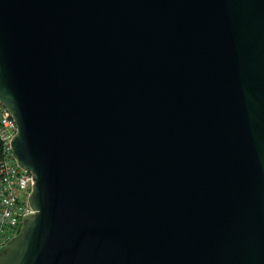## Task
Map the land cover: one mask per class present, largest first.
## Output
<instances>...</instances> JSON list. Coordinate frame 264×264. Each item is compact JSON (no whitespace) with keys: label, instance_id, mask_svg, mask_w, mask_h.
Returning a JSON list of instances; mask_svg holds the SVG:
<instances>
[{"label":"water","instance_id":"95a60500","mask_svg":"<svg viewBox=\"0 0 264 264\" xmlns=\"http://www.w3.org/2000/svg\"><path fill=\"white\" fill-rule=\"evenodd\" d=\"M0 105V264H264V0H0Z\"/></svg>","mask_w":264,"mask_h":264},{"label":"built area","instance_id":"2783aa9c","mask_svg":"<svg viewBox=\"0 0 264 264\" xmlns=\"http://www.w3.org/2000/svg\"><path fill=\"white\" fill-rule=\"evenodd\" d=\"M17 128L8 111L0 105V139L3 159L0 162V250L16 237L23 220L34 212L28 202L32 189V175L21 169L12 157L11 140Z\"/></svg>","mask_w":264,"mask_h":264},{"label":"trees","instance_id":"16d2710c","mask_svg":"<svg viewBox=\"0 0 264 264\" xmlns=\"http://www.w3.org/2000/svg\"><path fill=\"white\" fill-rule=\"evenodd\" d=\"M3 159V144H2V141L0 139V162L2 161Z\"/></svg>","mask_w":264,"mask_h":264}]
</instances>
